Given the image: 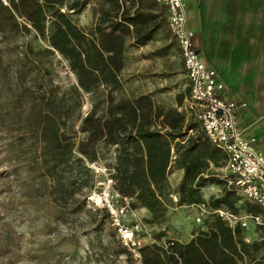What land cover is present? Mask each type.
<instances>
[{"label": "trees", "instance_id": "trees-1", "mask_svg": "<svg viewBox=\"0 0 264 264\" xmlns=\"http://www.w3.org/2000/svg\"><path fill=\"white\" fill-rule=\"evenodd\" d=\"M89 1L0 0V136L6 138L0 159L8 162V178L23 180L27 201H40V208L31 209L33 216L48 226H66L72 244L76 234L71 228L78 214H87L94 223L89 225L92 234L100 226L97 215L109 222L104 206L85 207V196L95 185L87 164L98 160L97 143L105 139L115 110L108 99L111 74L95 55L78 53L68 59L73 81L57 82L55 38L63 30H77L85 37L116 32L134 47H142L165 24L164 8L153 0H94L90 22L79 27L71 16L79 14ZM37 40L47 45L40 47ZM118 84L123 85L119 79ZM83 94L88 96L89 109L82 115ZM189 130L193 132L188 134ZM128 138L148 164L146 181L161 202L168 192L162 182L172 162L173 169H181L182 174L171 191L178 199L175 203L169 200L176 206L202 204L203 211L210 213L202 221L204 229L191 230L187 241L166 238L140 245V264H242L245 258L253 259L264 245V226L257 225L258 239L245 241L238 223L231 225L215 212L224 209L238 214L235 189L228 186L217 197H200L198 187L208 179L201 173L209 163L222 168L224 155L208 142L195 121H187L183 130H140ZM170 149L174 150L172 161ZM131 164V154L120 149L108 168L113 172L109 173L111 188L125 198L132 180ZM219 174L225 183L222 172ZM242 208L244 213H258L252 203ZM163 235L160 232L152 238ZM5 236H12L9 229ZM110 246L102 245L99 252L107 253ZM118 248L126 253L123 247ZM6 249L14 251L11 243Z\"/></svg>", "mask_w": 264, "mask_h": 264}, {"label": "rangeland", "instance_id": "rangeland-1", "mask_svg": "<svg viewBox=\"0 0 264 264\" xmlns=\"http://www.w3.org/2000/svg\"><path fill=\"white\" fill-rule=\"evenodd\" d=\"M93 1L90 0L79 14L71 16L74 24L83 27L90 22ZM36 44L40 47L47 45L46 41L41 40H37ZM158 48L161 49L156 50ZM54 53L59 76L57 82L61 84L73 81L67 60L74 59L78 53L97 56L111 74L108 99L113 104L115 114L108 121L105 139L97 143L98 160L87 164L94 173L95 185L85 196V207H101L106 200L109 203L111 200L117 206L127 202L132 213L143 220L142 231L137 233L140 245L160 232L165 233L168 239L182 241L188 238L191 230L204 229L202 221L210 215L208 210L199 209L197 203L176 206L167 196L177 185L176 174H172L173 163V170L170 167L162 182L168 192L161 202L149 181H146L150 174L148 164H144L142 153L135 149V142L128 138L140 130H183L187 121L193 120L186 106L185 88L188 81L177 47L166 28L158 32L155 40L142 47H134L126 36L116 32L85 37L77 30H63L55 38ZM118 79L123 85L118 84ZM88 109L89 99L83 94L81 114ZM197 134L201 135L199 131ZM3 139L0 136V152ZM254 146L264 150V143L260 140ZM120 149H127L131 154L132 180L126 198L121 197L114 187L111 188L112 182L109 180L111 171L108 170L112 167L115 152ZM173 154L174 150L170 149V161ZM8 166V162L3 163L0 159V264H132L129 255L118 248V245L122 246L108 220L98 215L96 220H99L100 226L96 234L90 232L89 225L94 223H90L87 214H78L73 219L71 230L76 234L74 244L66 234V226L53 223L48 226L41 219H36L31 209L40 208V201H27L29 197L24 195L23 180L16 182L8 178ZM234 195L237 197L234 202L237 213L243 214L242 207L250 202L239 193ZM252 205L261 213L257 205ZM127 213L120 217L130 223L131 218ZM245 224L247 227L250 222L245 220ZM246 227L241 226L244 239ZM8 229L12 236L7 238L5 231ZM86 229L89 230L86 232ZM8 243H11L13 252L6 249ZM106 243H110V250L102 254L100 247ZM53 253L58 258L54 259ZM253 256V259L245 258L244 263H264V245Z\"/></svg>", "mask_w": 264, "mask_h": 264}, {"label": "built area", "instance_id": "built-area-1", "mask_svg": "<svg viewBox=\"0 0 264 264\" xmlns=\"http://www.w3.org/2000/svg\"><path fill=\"white\" fill-rule=\"evenodd\" d=\"M153 1L164 8L167 32L178 49L188 81L186 106L208 142L224 155L221 172L225 184L232 186L243 198L261 209V213L237 215L224 209L215 212L231 225L238 223L246 227L247 220L264 226V152L254 146L256 137L244 135L239 127L238 111L245 103L228 98L214 70L199 58L195 34L186 27L184 1ZM168 197L173 203L178 199L176 192H170ZM103 206L118 243L126 250L132 264H140L137 233L142 231V218L132 213L127 202L117 206L111 200L110 203L106 200ZM198 207L203 209L202 204ZM125 213L131 218L130 223L122 220Z\"/></svg>", "mask_w": 264, "mask_h": 264}, {"label": "crops", "instance_id": "crops-1", "mask_svg": "<svg viewBox=\"0 0 264 264\" xmlns=\"http://www.w3.org/2000/svg\"><path fill=\"white\" fill-rule=\"evenodd\" d=\"M183 1L186 27L195 34L194 42L199 58L214 70L228 98L245 103L238 113L239 127L243 134L253 135L256 141L264 143V0ZM165 28L164 24L152 35L150 41L155 40L158 32ZM220 172V167L213 168L209 163V168L201 173L202 177L208 178L198 187L203 200L222 195L223 189H228ZM173 173L178 182L182 170L174 169ZM249 222L245 239H258V224ZM190 237L189 234L182 241ZM166 238V235L147 238L141 245L152 241L159 243ZM242 264H245L244 261Z\"/></svg>", "mask_w": 264, "mask_h": 264}]
</instances>
